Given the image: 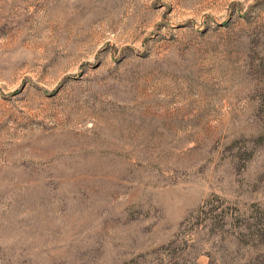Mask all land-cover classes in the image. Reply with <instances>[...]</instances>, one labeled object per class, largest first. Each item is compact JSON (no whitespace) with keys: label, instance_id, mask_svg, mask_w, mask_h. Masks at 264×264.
<instances>
[{"label":"rangeland","instance_id":"rangeland-1","mask_svg":"<svg viewBox=\"0 0 264 264\" xmlns=\"http://www.w3.org/2000/svg\"><path fill=\"white\" fill-rule=\"evenodd\" d=\"M0 264H264V0H0Z\"/></svg>","mask_w":264,"mask_h":264}]
</instances>
